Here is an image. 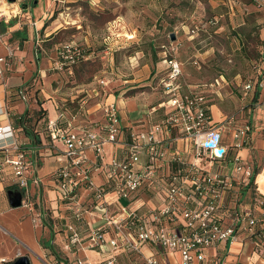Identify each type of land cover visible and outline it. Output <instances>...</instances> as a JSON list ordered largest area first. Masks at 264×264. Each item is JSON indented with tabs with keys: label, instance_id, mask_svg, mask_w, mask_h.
<instances>
[{
	"label": "built area",
	"instance_id": "built-area-1",
	"mask_svg": "<svg viewBox=\"0 0 264 264\" xmlns=\"http://www.w3.org/2000/svg\"><path fill=\"white\" fill-rule=\"evenodd\" d=\"M61 55L74 64L81 53L66 46ZM165 62L169 98L158 106L164 117L146 131L131 130L121 141L122 120L115 103L100 108L101 122L83 123L82 108L74 113L65 106L49 119L50 142L44 148L59 164L51 184L69 212L64 250L91 251L101 258L98 262L78 258L76 264H164L154 249L166 257L178 256L179 264L202 263L205 250L232 248L242 236L248 237L255 252H264L263 197L255 194L253 202L240 205L236 214L221 216L235 199V188H245L252 180L255 185V166L239 155L249 145L254 127L248 123L234 127L239 118L231 116L226 122L232 145L226 144L227 128L214 120L206 88L183 92L181 64L175 59ZM4 65L7 60L0 57V76ZM256 92L259 99L249 113L260 112L264 121L262 67L243 85L246 98L253 99ZM247 109L245 105L238 115L245 116ZM112 145L117 150L110 155ZM229 149L235 150L232 159ZM29 153L12 125H0V174L13 176L22 192V207L40 227L50 214L33 202L30 181L40 187L42 180ZM10 262L0 259V264Z\"/></svg>",
	"mask_w": 264,
	"mask_h": 264
},
{
	"label": "rangeland",
	"instance_id": "rangeland-1",
	"mask_svg": "<svg viewBox=\"0 0 264 264\" xmlns=\"http://www.w3.org/2000/svg\"><path fill=\"white\" fill-rule=\"evenodd\" d=\"M74 1L56 7L55 14L67 29L53 41L57 43L51 42L58 45L57 49L47 53L54 61L47 71L51 80L37 86L56 90L51 97L71 112L82 108L83 123L101 122L100 108L112 103L127 130L145 131L160 122L164 114L158 106L169 98L164 86L169 74L165 61L169 59L182 64L179 84L183 92L201 85L206 88L208 103L221 112L217 120L214 109L213 118L224 123L228 140V118H239L234 127L252 122L249 108L259 98H246L243 85L258 67L264 68V0ZM20 4L21 10L23 5L33 6L29 0ZM66 44L82 53L75 65L65 64L62 58ZM32 89L34 94L29 95V89L23 94L32 110L28 116L33 125L48 98L40 96V88ZM245 105L244 118L238 111ZM89 111L91 119L87 120ZM256 115L258 119L261 113ZM42 138L43 145L47 137L43 134ZM246 148L250 150V164L262 168L264 131L254 132ZM15 212L24 213L22 209Z\"/></svg>",
	"mask_w": 264,
	"mask_h": 264
},
{
	"label": "crops",
	"instance_id": "crops-1",
	"mask_svg": "<svg viewBox=\"0 0 264 264\" xmlns=\"http://www.w3.org/2000/svg\"><path fill=\"white\" fill-rule=\"evenodd\" d=\"M29 1L32 2L33 6L21 10L20 0L19 4H16L20 9L19 13L13 14L10 18L5 16L0 18V57L7 60V65H4V72L0 76V125H12L17 132L22 148L30 151L29 154L34 162V168L42 180L40 187L35 186L30 181L32 199L37 209L45 206L50 216L49 220L42 226L36 227L32 222V214L22 206L18 209H22L24 213L15 214L18 209L11 207L8 192L19 191L21 194L22 192L14 184L11 174H0V259L10 260L11 262L8 264H12L15 260L24 256L29 258L31 264H76L78 258L98 262L101 258L95 252H67L64 250V241L68 236L66 225L70 222L67 219L69 212L65 209L63 203L58 200L51 184L52 174L59 164L45 152L44 147L49 144V138L42 145L44 140L41 134V139H39L41 143L38 145L37 141H33L25 135L24 131L20 130V120L26 118V116L28 117L29 111L32 113V110L27 102L16 97L18 92L28 89V94H34L32 86H35L36 91L37 88H40V96L43 95L48 98L44 104V109L48 112V118L51 119L57 116L60 104L51 97L57 94V91H50L48 88H41L37 85L51 80L47 76V71L53 66L54 61L50 57L51 53L49 55L47 53L52 52L54 48L57 49L58 45L52 46L51 42L60 32L67 29L60 18L56 16V7L59 4L74 3L75 1ZM88 1L92 3L100 2V0ZM9 5L13 6L14 4ZM262 55L264 59V52H262ZM49 98L51 99L49 100ZM210 106L212 114L216 109L217 120H220L221 112L219 109L214 104ZM256 116L250 114L252 122L249 123L256 127L254 132H263L264 121L262 116H259L258 119ZM89 119H91L90 111L87 120ZM125 129L122 123L121 141L128 136L131 130ZM225 143L232 145L231 138L228 140L225 136ZM116 150L117 146L114 145L108 148L110 155H113ZM239 155L250 162V150L248 148L241 150ZM255 189V194L264 198V164L260 173L255 177ZM256 211L259 212V209ZM249 241L247 236H242L240 242L232 248L217 246L205 250L206 260L195 264H264V256L255 252ZM17 242L20 246H17ZM153 251L158 256L163 257L164 264H179L178 256L169 255L166 257L159 249Z\"/></svg>",
	"mask_w": 264,
	"mask_h": 264
},
{
	"label": "trees",
	"instance_id": "trees-1",
	"mask_svg": "<svg viewBox=\"0 0 264 264\" xmlns=\"http://www.w3.org/2000/svg\"><path fill=\"white\" fill-rule=\"evenodd\" d=\"M60 33H62V32H60ZM57 36L55 37L54 41H56ZM66 46H72V45L66 44L62 48L63 51L65 50ZM82 57L83 56H82V53H81V56L76 60V62L74 64H70L67 61L65 62V64L75 65L76 63H78L80 61V59ZM38 96H39V94H38ZM258 96H259V92H256V95L253 97L254 99H252V101H255V98H258ZM16 97L18 99L21 98L20 92L17 93ZM39 114L41 116L37 120V123L33 124V125H32V121H31V117L29 118V116L28 117L26 116V118H22L20 120V130L24 131L25 135L27 137H29L30 139H32L33 141H37L36 143L38 145L41 143V140H39V139H41V134H42V136H43V134H45L46 137L48 138L47 126H48V122H49L48 112H47L46 109L42 111V108H40ZM125 130H127V129H125ZM234 153H235L234 149H229V158L232 159L233 156H234ZM261 169H262L261 167H255L254 168V178H253L254 181H255V177L260 173ZM235 189H237V191H238L237 195L235 196V199L233 198L234 200L231 201V206H230L229 209H228V206H227V208H226L227 213H226V210L224 211L225 213L222 211L221 212V216H225V217L227 216L228 217V212L236 214L238 212V208L240 207V205H242L243 203H251V202H253L252 200L255 197V190H254L255 189V185H253V180H252V182H251V184L249 186H247L245 188L244 187H238V188H235ZM260 254L264 256V252H260Z\"/></svg>",
	"mask_w": 264,
	"mask_h": 264
},
{
	"label": "water",
	"instance_id": "water-1",
	"mask_svg": "<svg viewBox=\"0 0 264 264\" xmlns=\"http://www.w3.org/2000/svg\"><path fill=\"white\" fill-rule=\"evenodd\" d=\"M8 4H15L17 3V0H5ZM23 9H27L28 5H23ZM174 40V36L172 37ZM8 197L10 201V205L13 209L21 208L22 206V194L19 191H9ZM12 264H31L28 257H20L17 260H15Z\"/></svg>",
	"mask_w": 264,
	"mask_h": 264
},
{
	"label": "bare ground",
	"instance_id": "bare-ground-1",
	"mask_svg": "<svg viewBox=\"0 0 264 264\" xmlns=\"http://www.w3.org/2000/svg\"><path fill=\"white\" fill-rule=\"evenodd\" d=\"M18 11V7L16 4L13 6L9 5L3 0H0V17L1 16H11Z\"/></svg>",
	"mask_w": 264,
	"mask_h": 264
}]
</instances>
